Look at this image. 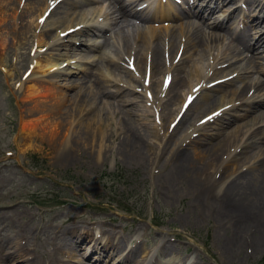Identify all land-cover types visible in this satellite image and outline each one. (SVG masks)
Here are the masks:
<instances>
[{
    "label": "bare ground",
    "instance_id": "obj_1",
    "mask_svg": "<svg viewBox=\"0 0 264 264\" xmlns=\"http://www.w3.org/2000/svg\"><path fill=\"white\" fill-rule=\"evenodd\" d=\"M25 1L26 10L20 12L14 33L20 39L29 31L27 21H33L35 28L39 29L35 46L37 48L47 46L51 39V27H48L51 17L42 21L37 16L39 12L44 11L46 0ZM88 1L94 2V0ZM182 1L185 5L189 2V0ZM262 1L194 0L193 5L180 13H175L171 4L158 7V4H151L149 11L158 10L154 19L141 17L138 11H134L130 7L134 4L133 0L111 2L115 9L114 20H119L121 25L128 26L126 24L129 18L138 16L141 22L152 21L153 25L136 35L134 39L136 48L131 47L129 36H123V55L128 60L130 58L133 60L137 75L126 69L124 72L127 78L121 87L114 92L99 89L98 98L119 97L122 104L133 105L136 102L135 99H128L126 96L128 92H135L133 84L139 88L142 87L146 69L150 74V86L144 88L145 92L152 94V99H147V102L151 107L159 108V111L169 110L172 106L180 104L191 92L193 86L202 85L200 92L194 94L190 106L182 113L163 143L162 149L160 147L156 151L152 146L149 147L144 139L145 135L121 120L118 134L111 135L113 140H119L116 153L128 165L145 168L149 173L151 172L149 167L154 166V163L158 161V171L153 175V179L158 184L157 189L161 196L178 198L181 193H185L190 199L189 203L194 205L193 222H212V226H215L214 244L220 253L221 264H233L238 260L264 253V80L253 83L243 80L240 86H234L236 81H241L249 73V69L242 66L246 59L241 57L242 54L250 53L247 65L254 66L253 54L261 49L264 52V3ZM16 2L18 6L22 4L21 0ZM197 2H200L198 9L194 6ZM34 4L40 8L37 7L34 10V7L30 10L28 5ZM63 4H67L63 10L67 15L77 11L76 8H83L88 2L73 0ZM1 8L2 0H0V10ZM220 9L227 12L226 16L221 20L212 19ZM36 10L38 13L34 18L33 13ZM79 20L75 26L83 23L81 19ZM237 20L238 24L242 23L240 32H236L232 27ZM208 21L211 24L208 25ZM157 24L160 26H156ZM105 30V27L88 29L91 32V39L90 44L83 50L84 61L93 57L90 52L110 46L107 38L99 42L93 38L94 36L102 38ZM253 30H256V33L251 34ZM64 31L56 33L53 47L57 48L55 45L59 41L66 42L67 45L59 44L58 48L74 45L73 36L81 33L82 29L60 39L59 34ZM227 37L230 43L223 45L224 52L220 56H218L219 52L216 55L212 54V50L221 46ZM5 41L4 37V44ZM121 57L123 56H119ZM66 60L67 58L60 60L57 56L34 57L33 63L31 62L34 68L30 76L24 84L21 82L18 86L19 90L24 89L25 99L29 103H34L40 113L47 111L55 119L56 132L48 136L49 144L40 151L60 166L75 164L86 154L100 159L106 153L101 148L91 150L92 144L98 147L103 144L100 121L95 122L93 118H88L83 123L80 118L85 113L90 111L92 113L96 109L97 98L90 95L80 96V101H85L86 98L92 100L91 105L84 108L82 104L76 103L77 95L66 98L67 90L73 85L58 80V78L65 79L69 75L79 74H82L80 79L82 80L88 72L80 69L75 71L69 68L62 69L61 65ZM206 62L211 64L205 66ZM91 64L97 73L104 70L112 73L120 68L117 62H113V59L103 52H100L97 61ZM217 64L218 67L212 74L206 75V72L213 70ZM56 69H59L57 75L48 76ZM257 72L264 76V68L258 69ZM38 75L46 78L43 81L37 80ZM93 77L94 82L100 87L98 77ZM161 77L168 78L163 97H159L163 88L160 84ZM204 81L206 84H202ZM45 105H48L46 110H41ZM69 106L72 110L64 111V109L69 110ZM195 117L196 120L192 124H196L195 128L191 131L186 130L181 140L175 139V135L181 129L180 126L182 127ZM199 122L202 123L197 125ZM25 125L26 122L21 119L22 131ZM71 127L75 128L70 132ZM168 127L169 123L165 130H168ZM120 129L126 132L122 138ZM95 132L96 136L93 135ZM153 135L158 139L156 132ZM201 137L203 139H200ZM26 138L28 139L27 148H29L33 143L32 135L26 134ZM210 139L215 141L211 142ZM106 140L110 141V138L107 137ZM87 146L91 147L84 152L82 148ZM190 148L193 150L190 151ZM80 229L86 231L85 235L79 233ZM80 229L72 227L71 231L66 232L69 236L67 235L63 245L57 248V255L63 254L64 247L71 243L78 246V243L87 241L88 236L91 235L90 229L86 227ZM102 232L105 233L104 230ZM110 237L111 234L107 239ZM123 246V241L115 242L111 238L104 243L101 251L105 257L113 260L112 264H143L145 262V259L138 263L134 262L135 257L140 253L141 246L138 243L127 251L122 249ZM245 249H248L251 254H247ZM27 252L25 247L15 244L10 257L13 260L23 259L15 264H35L30 262L29 258H25L28 255ZM149 260L150 264H206L198 254L183 260L178 248L165 237L160 239L158 250ZM99 261L92 264H98ZM49 264H63V261L55 256L49 259Z\"/></svg>",
    "mask_w": 264,
    "mask_h": 264
},
{
    "label": "rangeland",
    "instance_id": "obj_2",
    "mask_svg": "<svg viewBox=\"0 0 264 264\" xmlns=\"http://www.w3.org/2000/svg\"><path fill=\"white\" fill-rule=\"evenodd\" d=\"M109 1L107 0L106 3V7L109 8L106 9L110 24L107 23L109 26L103 37L109 40L108 48L92 52L94 57L86 61L89 63H85L81 55L84 47L89 43L87 41L89 35L83 33L80 38H77L81 49L71 51L52 47L51 51L46 52L49 56H63L62 59L65 56L75 57L72 59L75 63H71L70 69L79 67L82 71L88 72L82 80H80L82 74H79L72 77L70 81H64L73 85L67 90L66 98L77 95L76 103L82 104L84 108L91 105L92 100L86 98L85 101H80V96L90 95L97 98L96 109L92 113L91 111L85 113L81 118L83 123L88 118H93L95 122L100 121L103 144L101 147L92 144L91 150L101 148L106 152L100 159L86 154L75 164L60 166L40 151L49 144L48 136L56 132L55 119L47 111L40 113L34 103H29L25 99L24 89L17 88L19 82L26 80L21 79V76L33 57L29 53L33 40V35L30 34L32 22L27 21L28 33L20 39L17 38L14 31L17 28L19 6L16 0H2L0 10V264H15L23 261L21 258L13 260L10 257L15 244L25 247L28 251L25 258H29V261L35 264H49V259L55 256L59 257L63 264H92L98 260H100L98 264H112L113 260L105 257L101 251L104 243L111 238L115 242L123 241L122 249L125 251L138 243L141 246L140 253L135 257L134 262L138 263L145 259L143 264H150L149 259L158 250L162 237L167 238L178 248L183 260L198 254L206 264H221L220 253L214 244L215 226H212V222H193L194 205L189 203L190 199L185 193H181L178 198L161 196L157 189L158 184L153 179V175L158 171V161L154 163V166L149 167L151 169L149 173L145 168L128 165L116 153L119 140H113L111 135L118 134L123 120L145 135L144 139L149 147L152 146L156 151L160 147L162 149L163 143L171 133L172 120L180 116L178 107L182 106V103L172 106L169 110L156 112L154 108L148 107V103H145L144 93L136 85H134L135 92H128L126 96L128 99H135L136 102L133 105L122 104L119 97L98 98L99 89L114 92L127 78L124 72L127 64L124 59L119 58L124 56L123 36H129L132 40L136 31H144V26L135 25L134 20L129 19V26L121 32L118 28L120 22L113 21L111 13H114L115 9ZM153 1L150 0V3H155ZM262 2L264 3V0ZM35 6V4L28 5V8L31 10ZM66 6L67 4L60 6L51 17L48 27L52 24L60 25L62 22H66L64 23L66 25L77 23V13L68 17L63 15ZM21 11L25 12L22 8ZM149 13L146 11L141 14V17ZM217 15V19H222L226 14L219 11ZM86 16L89 18L91 14L86 13L82 18ZM115 25L118 26L115 27ZM233 28L239 32L240 25L235 23ZM250 33L254 34L256 30ZM227 43L228 41L225 45H229ZM100 52H104L107 57L115 60L120 68L112 73L106 71L97 73L93 70L91 63L97 61ZM218 52L220 56L224 52V47L219 45L211 53L216 55ZM258 53L254 54V66L247 65L251 54H242L241 57L246 58L242 66L248 68L249 73L241 81H236L234 86H240L243 80L250 83L264 80V76L257 72L258 69L264 68V62L261 60L264 52L260 50ZM217 65L207 74L213 72ZM93 76L98 77L100 87L94 83ZM45 78V76H37V80L43 81ZM109 78L114 81L109 83ZM120 80L122 82H119ZM160 96L162 97V94ZM47 106L45 105L41 110H46ZM70 110H72L70 106L69 110L64 109V111ZM21 119L26 122L23 131ZM195 120L196 117L180 126L181 129L175 135V139L181 140L186 130L191 131L195 128V124L192 125ZM168 123L172 124L168 130H165ZM155 132L158 139L153 135ZM119 133L122 138L126 132L120 129ZM26 134L32 135L33 139L29 148H27ZM149 134L151 136H147ZM93 135L96 136V132ZM107 137L110 141L106 140ZM210 141L214 142L215 139ZM83 145L86 146V144ZM89 147L91 146L84 147L82 150L87 152ZM192 150L190 148V151ZM10 153L12 155L7 156ZM69 217L72 218L69 219ZM72 227L77 229L86 227L90 229L91 235L88 236L87 241L78 243V246L73 243L65 246L63 254L57 255V248L63 245L65 238L69 236L66 232L71 231ZM85 232L83 229L79 231L82 235H85ZM109 234L111 237L107 239ZM246 251L247 254H251L248 249H245ZM145 255L147 256L144 257ZM259 263L264 264V253L238 260L233 264Z\"/></svg>",
    "mask_w": 264,
    "mask_h": 264
},
{
    "label": "snow or ice",
    "instance_id": "obj_3",
    "mask_svg": "<svg viewBox=\"0 0 264 264\" xmlns=\"http://www.w3.org/2000/svg\"><path fill=\"white\" fill-rule=\"evenodd\" d=\"M192 97H189V102H191Z\"/></svg>",
    "mask_w": 264,
    "mask_h": 264
}]
</instances>
